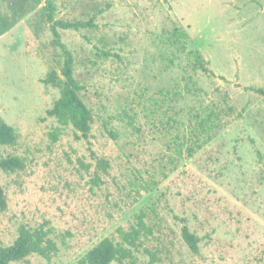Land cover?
<instances>
[{
	"label": "rangeland",
	"instance_id": "rangeland-1",
	"mask_svg": "<svg viewBox=\"0 0 264 264\" xmlns=\"http://www.w3.org/2000/svg\"><path fill=\"white\" fill-rule=\"evenodd\" d=\"M16 1L0 9L17 17L0 36V118L18 139L0 157L23 168L0 171V246L24 226L47 231L57 252L13 264H77L103 238L119 242L116 230L140 213L151 233L137 264H150L147 250L152 264H264V96L253 91L264 90V0H52L55 19L92 18L91 29L59 30L93 114L89 144L46 115L59 90L42 80L59 72L61 53L41 6L20 0L11 9ZM174 29L214 77L191 70L168 40ZM208 115L209 139L179 153ZM182 220L197 254L182 240Z\"/></svg>",
	"mask_w": 264,
	"mask_h": 264
},
{
	"label": "trees",
	"instance_id": "trees-1",
	"mask_svg": "<svg viewBox=\"0 0 264 264\" xmlns=\"http://www.w3.org/2000/svg\"><path fill=\"white\" fill-rule=\"evenodd\" d=\"M19 1L17 0L15 3L10 4L9 7L16 10L15 8L18 7ZM1 2L2 0H0V9ZM22 2L30 3V10L41 6L39 8L40 18L48 25V29L53 37V44L60 50L62 57L59 72L51 71L42 80L43 85L59 90V97L53 102L51 108L46 111V115L54 118L62 127L70 126L75 132L76 140L82 139L89 144L93 114L80 96L83 87L75 79L74 60L70 51L61 42L59 30L78 31L83 28L91 29L94 27L92 18L86 22L55 19V7L52 0H22ZM14 14L15 11L12 12L13 16L10 18H7L8 14H0V36L14 26L17 18ZM172 37L173 39L168 40L178 53L183 54L190 60V67L193 72L200 71L209 77H214L213 72L209 69V63L203 61L199 54H197V51L187 50L186 44L188 38L185 32L174 29ZM103 55L108 56V53H103ZM253 91L264 96V90L262 89H253ZM215 119H218V117ZM215 127L216 124L211 121L210 115L207 118L197 117L196 125L191 129L190 136L188 138L187 136H183V140L178 143V152L180 153L182 146L187 144V155L193 154L196 147L200 146L201 142H204L202 135H206L205 141L208 140L209 133ZM104 128L110 139L115 140L116 133L113 130L107 129L106 126ZM50 137L53 141L57 140L56 133L50 134ZM17 139L18 136L13 127L0 118V147H14ZM97 165L101 171H105L106 163L104 161H99ZM22 168V161L18 157H0V171L13 173ZM5 209L6 198L0 187V212ZM143 218L144 215L140 213L136 216V224L130 226L128 230L125 231L122 228H118L116 231L119 235V242H115L111 238L100 240L77 261V264H137L134 253L141 248L142 238H146L151 233V229L145 226ZM182 222V240L192 253L197 254L198 238L189 231L184 220ZM56 252V244L50 238L47 231H44L42 228L29 229L21 226L18 229L17 237L10 245L0 246V264L18 263L31 255L49 259ZM146 253L150 257V264H152L155 260V254L148 250Z\"/></svg>",
	"mask_w": 264,
	"mask_h": 264
}]
</instances>
